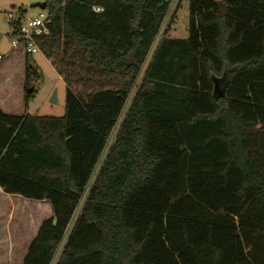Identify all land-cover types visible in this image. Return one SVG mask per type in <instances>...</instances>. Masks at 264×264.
I'll return each mask as SVG.
<instances>
[{
    "label": "trees",
    "instance_id": "trees-1",
    "mask_svg": "<svg viewBox=\"0 0 264 264\" xmlns=\"http://www.w3.org/2000/svg\"><path fill=\"white\" fill-rule=\"evenodd\" d=\"M170 4L47 1L42 52L119 81L68 80L62 117L0 108V188L53 212L24 264H264V0H191L156 42Z\"/></svg>",
    "mask_w": 264,
    "mask_h": 264
},
{
    "label": "rangeland",
    "instance_id": "rangeland-1",
    "mask_svg": "<svg viewBox=\"0 0 264 264\" xmlns=\"http://www.w3.org/2000/svg\"><path fill=\"white\" fill-rule=\"evenodd\" d=\"M39 1L43 0H0V55L3 56L0 61V108L4 113L17 116L62 117L66 111L68 80L83 76L90 81L116 82L119 81V77L107 75L99 66L90 68L87 56L82 52L76 55L80 61H76L75 67L68 61L61 45L53 48L51 57L43 52L27 56L13 50L9 14L18 16V8L23 7L28 10L30 16H36L40 8L32 5ZM161 1L171 2L172 9L156 42L163 36L168 25L170 26L168 37L187 38L191 0ZM70 54L72 51L69 49L68 56ZM140 79L133 89L131 99L139 88ZM28 88L33 89L30 96H27ZM55 91L57 100L53 103L51 99ZM52 213L51 205L46 201L7 194L0 189V264H24V257L31 241L37 235L41 223L51 217ZM60 254L61 247L56 260Z\"/></svg>",
    "mask_w": 264,
    "mask_h": 264
},
{
    "label": "built area",
    "instance_id": "built-area-1",
    "mask_svg": "<svg viewBox=\"0 0 264 264\" xmlns=\"http://www.w3.org/2000/svg\"><path fill=\"white\" fill-rule=\"evenodd\" d=\"M47 1L48 0H43L39 2L47 3ZM170 9H172V7ZM94 10L96 12H101L103 9L95 7ZM9 18L11 20H17L18 16L10 13ZM52 20V13L47 8V5L44 9L40 8V12L36 16H30L27 10L20 21L18 31L11 34V44L13 50H20L27 56H32L35 53L42 52V40L50 35ZM2 59L3 56L0 55V61Z\"/></svg>",
    "mask_w": 264,
    "mask_h": 264
},
{
    "label": "water",
    "instance_id": "water-1",
    "mask_svg": "<svg viewBox=\"0 0 264 264\" xmlns=\"http://www.w3.org/2000/svg\"><path fill=\"white\" fill-rule=\"evenodd\" d=\"M32 7H39V8H46V2H36L32 5ZM32 88H29L28 89V92L31 93L32 92ZM224 95V93H222V96ZM56 91L53 93V96H52V99H51V102H56Z\"/></svg>",
    "mask_w": 264,
    "mask_h": 264
},
{
    "label": "crops",
    "instance_id": "crops-1",
    "mask_svg": "<svg viewBox=\"0 0 264 264\" xmlns=\"http://www.w3.org/2000/svg\"><path fill=\"white\" fill-rule=\"evenodd\" d=\"M18 51H20V50H18ZM22 54H23V52L22 51H20ZM24 55V54H23ZM2 191H3V189L2 188H0ZM4 192V191H3Z\"/></svg>",
    "mask_w": 264,
    "mask_h": 264
}]
</instances>
